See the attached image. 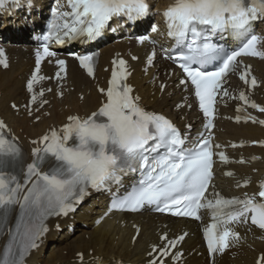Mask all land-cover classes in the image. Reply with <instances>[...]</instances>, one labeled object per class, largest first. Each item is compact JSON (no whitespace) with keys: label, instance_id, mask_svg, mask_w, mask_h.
I'll return each instance as SVG.
<instances>
[{"label":"snow or ice","instance_id":"6c2138e0","mask_svg":"<svg viewBox=\"0 0 264 264\" xmlns=\"http://www.w3.org/2000/svg\"><path fill=\"white\" fill-rule=\"evenodd\" d=\"M8 3L16 6L21 0H0V8ZM67 6L69 11L53 10L49 37L55 35L59 43L77 39L96 41L107 31L115 30L113 23H134L150 12L148 0H67ZM162 16L167 36L175 42V50H164L166 58L181 70L183 78L179 84L194 93L207 121L204 127L210 133L214 127L216 95L230 73L239 71V79L245 85L253 89L258 86L250 66L242 65L238 58L264 60V50L258 47L264 44V37L255 34V22L264 21V0H174ZM152 31L157 28L152 27ZM228 40L232 47L218 42ZM145 41H149L147 36L139 38L140 44ZM57 56L48 43L35 51V71L26 84L35 111L48 103L41 99L43 91L38 94L34 91V84L45 79L38 75L41 62ZM154 56L155 53L149 63ZM74 59L88 76H94L93 55L74 54ZM55 63L60 79L61 73L66 74V61L56 59ZM0 65L9 66L3 48ZM129 75L124 59L113 60L108 87L99 89L104 97L99 109L86 118L70 115L61 128L50 129L33 139L31 143L36 147L32 149L31 163L26 164V154L17 138L0 119V239L8 238L0 250V264H27V258L39 248L49 231L46 222L51 217H66L91 192H112L114 188L112 206L119 211L152 210L201 220V210H209L212 223L204 228L203 238L212 256L223 254L241 242L234 225H248L249 230L255 226L264 233V181L258 191L245 193L242 198H225L215 190L213 198L206 196L213 180L214 155L225 163L229 162L228 157L224 152H214V148L221 146L213 145L210 135L201 136L194 145L187 146L186 137L171 119L145 109L141 98L133 94V88L126 82ZM166 87L161 84L160 91ZM222 95L229 93L223 90ZM238 99L264 114V106L251 101L245 91H240ZM25 107L32 116L33 109ZM12 108L19 111L15 104ZM243 119L264 125V119L255 116L246 115ZM236 120L239 122L241 116ZM239 162L244 163L243 159ZM125 177L132 178L127 187ZM248 183H238L237 187H247ZM187 235L185 232L175 239L162 235L164 243L152 246L148 264H179L182 253L171 250ZM79 259L83 264V254H79ZM256 264H264V254Z\"/></svg>","mask_w":264,"mask_h":264},{"label":"bare ground","instance_id":"6f19581e","mask_svg":"<svg viewBox=\"0 0 264 264\" xmlns=\"http://www.w3.org/2000/svg\"><path fill=\"white\" fill-rule=\"evenodd\" d=\"M117 49H121V46H118ZM110 49L108 56H110L113 50ZM20 49H12L13 53L20 56L17 64L12 65L9 71L0 72V112L4 113L5 118L15 129L17 134L21 130L25 135H35L43 131L45 126L48 124H59L64 121L66 114L76 111L87 114L88 112L94 110L96 104L99 101V96L92 89L91 83L79 73L75 67L72 65L69 72V81L71 85L75 88V92L72 94H65L63 100H57L55 98H50L49 105L44 110L41 116V121L39 124L31 123V120L25 118H15L10 114L7 103L10 101L18 100L22 95V81L19 80V75H22L26 71L27 63H24L25 58L24 54L20 53ZM257 68L261 76L264 77V63L257 64ZM147 79L141 78L138 72H135L132 77V83L136 87V91L144 100V103L151 104L156 110L168 109L173 105V102L178 99V94L175 93L174 97L168 99H157V90H155L154 84L146 85ZM87 91V92H86ZM154 92V95L151 96V93ZM83 96V102L79 101V98ZM264 102V99H263ZM49 113L50 116L46 120V114ZM232 133L234 137L249 138L255 139L263 134V132L253 128H236L234 126H224ZM20 137L22 135L20 134ZM264 156V152H260ZM258 170H264V162L257 164ZM96 210V209H95ZM84 222L90 221V216L80 215ZM130 219H133L131 217ZM170 222L168 221H165ZM173 225L178 228V223H173ZM89 235L88 239H84V235ZM116 231L107 232L105 230L95 229L92 231H83L82 229L78 230L73 238H68L67 236H61L60 239L56 235L49 236L50 239H58L54 242L52 248L44 249L42 252L38 253L31 257L28 264H67L69 260L74 257V254L83 252L87 254L88 251L93 252V256H101L105 258H122L123 260L130 261L133 258H141L144 254L145 244L148 238L146 229H143L135 247L131 248L129 245V240L131 233L128 231H123L120 239L115 240L114 236ZM149 238H152L149 236ZM190 239L184 245V249L191 251L195 248L196 241ZM262 240V239H261ZM255 251H248L245 247H242L238 251V255L234 258H231L229 253L221 256L215 264H251L256 253L264 250V239L262 242H256L253 244ZM185 264H205L204 260L201 258L189 257L186 260Z\"/></svg>","mask_w":264,"mask_h":264}]
</instances>
